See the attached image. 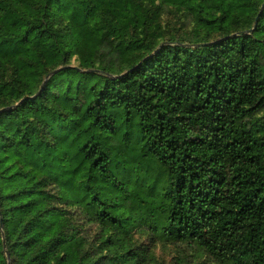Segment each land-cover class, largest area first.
<instances>
[{"label":"trees","instance_id":"16d2710c","mask_svg":"<svg viewBox=\"0 0 264 264\" xmlns=\"http://www.w3.org/2000/svg\"><path fill=\"white\" fill-rule=\"evenodd\" d=\"M160 243L264 264V0H0V264Z\"/></svg>","mask_w":264,"mask_h":264},{"label":"rangeland","instance_id":"374dc122","mask_svg":"<svg viewBox=\"0 0 264 264\" xmlns=\"http://www.w3.org/2000/svg\"><path fill=\"white\" fill-rule=\"evenodd\" d=\"M163 24L167 31H180L183 26H186L183 22H180L174 14L171 13V11L167 10L163 16ZM189 27V26H188ZM73 64L76 65V58L73 59ZM139 237L142 240H147L148 237L146 235H139ZM188 248L186 246L180 247V246H174V245H163V244H157V246L154 248L155 254L159 257L161 261H163L165 264H173L174 257L178 255L179 252H181L183 249ZM188 252H185V255H191V259L193 260L194 264L197 263H206V264H217L211 259H209L205 255L200 256H194V252L191 250H187Z\"/></svg>","mask_w":264,"mask_h":264},{"label":"water","instance_id":"95a60500","mask_svg":"<svg viewBox=\"0 0 264 264\" xmlns=\"http://www.w3.org/2000/svg\"><path fill=\"white\" fill-rule=\"evenodd\" d=\"M58 70H59V69H56L53 73H55V72L58 71ZM53 73H52V74H53Z\"/></svg>","mask_w":264,"mask_h":264}]
</instances>
